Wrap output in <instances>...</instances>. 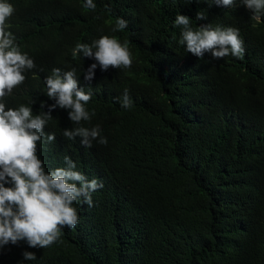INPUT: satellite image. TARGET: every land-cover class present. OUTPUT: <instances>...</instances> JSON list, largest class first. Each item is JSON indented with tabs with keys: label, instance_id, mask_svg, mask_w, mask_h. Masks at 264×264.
Wrapping results in <instances>:
<instances>
[{
	"label": "trees",
	"instance_id": "16d2710c",
	"mask_svg": "<svg viewBox=\"0 0 264 264\" xmlns=\"http://www.w3.org/2000/svg\"><path fill=\"white\" fill-rule=\"evenodd\" d=\"M6 21L36 68L5 98L33 114L48 111L45 78L53 68H78V86L93 93L89 121L73 123L57 107L45 127L56 140L38 143L46 171L76 162L103 187L93 205L74 203L80 217L47 248L26 241L0 249V264H264V14L256 19L240 0L229 10L203 0H6ZM203 12L205 19L197 20ZM235 27L245 55L199 58L180 43L173 22ZM127 28L113 31L116 20ZM128 42L130 68L94 70L72 52L101 36ZM129 90L133 104L114 99ZM35 101L31 105V101ZM41 102L45 107L41 108ZM100 126L107 144L91 148L63 136L65 129ZM10 187V184H6ZM33 252L35 260L23 258Z\"/></svg>",
	"mask_w": 264,
	"mask_h": 264
},
{
	"label": "clouds",
	"instance_id": "9594fccd",
	"mask_svg": "<svg viewBox=\"0 0 264 264\" xmlns=\"http://www.w3.org/2000/svg\"><path fill=\"white\" fill-rule=\"evenodd\" d=\"M186 3L192 0H185ZM199 2V0H198ZM203 2L222 6L229 10L235 0H203ZM251 10L256 19L264 14V0H240ZM85 7L95 10L93 0H86ZM15 12V8L6 0H0V249L9 244L18 245L26 241L30 248H47L60 238L63 228H75L79 222L78 210L74 203L81 201L89 207L93 205L92 193L103 187L97 179L88 178L77 170L76 162L64 157L65 167L46 171L43 161L38 156V143L51 144L56 140L55 133H45V127L53 119L51 112L57 107L67 109L69 119L80 125L89 121L91 115L85 105L92 98L91 88L85 90L78 86V68L63 71L53 68L51 75L45 78L47 97L54 101L48 111L33 114L32 107L21 104L17 108L6 106L5 98L13 89L24 83L26 71L36 68V64L26 52H22L15 36L8 31L6 21ZM201 11L197 20L205 19ZM180 27L182 45L186 51L202 58L210 52L214 59L229 55L243 58L244 42L235 27H212L211 24L193 27L186 15L177 14L173 22ZM128 26V21L118 18L113 31H120ZM73 57L83 56L94 59L85 74V80L94 78V70L109 68L120 69L132 66V53L128 42L121 43L114 36H101L88 43H77ZM121 108L128 109L133 100L129 90L125 89L122 97H115ZM31 105L35 101L30 102ZM41 102V108H44ZM100 126L92 128L78 126L65 129L63 136L68 140L80 137L85 148H91L98 139L100 144H107V138L100 136ZM10 184V187H6ZM23 258L35 260L33 252L25 251Z\"/></svg>",
	"mask_w": 264,
	"mask_h": 264
}]
</instances>
